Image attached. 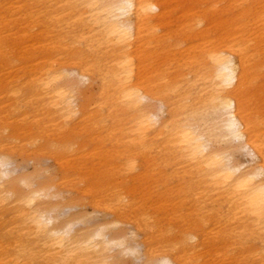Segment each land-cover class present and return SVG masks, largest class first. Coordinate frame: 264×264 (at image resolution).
<instances>
[{"label":"bare ground","instance_id":"bare-ground-1","mask_svg":"<svg viewBox=\"0 0 264 264\" xmlns=\"http://www.w3.org/2000/svg\"><path fill=\"white\" fill-rule=\"evenodd\" d=\"M35 2L11 0L5 10L33 11ZM222 2L234 10L233 28L212 15ZM61 9L75 11L80 34H57L40 46L54 57L40 71L38 88L69 133L107 123L112 139L118 130L125 141L116 146L123 147L119 159H129L127 169L136 168L139 155L142 174H161L152 169L153 160L162 174L170 166L165 179H175L189 205L180 214L186 228L176 242L165 238L160 249L148 244L141 252L144 242L134 248L125 244L126 238L137 237V228L105 233L107 226L122 224L114 215L80 239L72 234L70 221L55 225L51 212L57 208L38 205L50 194L35 188L22 200L18 216L25 222L23 230L43 241L53 264H115L110 261L114 247L119 254H135L141 264H264V0H211L202 15H189L182 27L189 45L178 46L182 57L167 63L181 64L169 68L159 62L150 70L146 62L157 61L167 40L152 26L167 13L163 2L56 0L44 11H54L58 18ZM3 22L0 12V26ZM93 82L97 96L81 103L80 87ZM234 154L246 157V163H237ZM7 158L0 152V203L14 197L4 184L13 162ZM120 192H115L116 200L132 205ZM13 201L21 202L17 197ZM92 213L82 215L92 221Z\"/></svg>","mask_w":264,"mask_h":264},{"label":"rangeland","instance_id":"rangeland-1","mask_svg":"<svg viewBox=\"0 0 264 264\" xmlns=\"http://www.w3.org/2000/svg\"><path fill=\"white\" fill-rule=\"evenodd\" d=\"M49 1L54 3L56 0H37L33 11L13 14L5 10L11 0H0L4 21L0 26V152L13 161L4 184L14 194L13 198L21 200L16 203L13 198H7L0 203V264H53L43 251V241L23 230L25 222L18 216L24 210L22 200L35 188L45 189L50 194L38 205L48 210L57 208L51 212L56 217L55 225L63 226L70 221L72 234L80 239L91 235L97 223L118 215L122 224L107 226L105 233L120 235L137 228V237L125 240L131 248L137 242H144L139 251H144V245L147 247L148 244L158 250L165 246V238L171 244L176 242L186 228L180 214L189 205L178 193L175 179L169 176L165 179V175L171 173L170 166L164 163L167 169L162 174V166L153 160L155 166L152 169L161 171V174H142L143 159L139 155L136 168L127 169L129 159H119L123 147L116 146V143L125 140L118 130L114 131L112 139L108 136L111 130H107V123L102 124V128L87 125L83 131L69 133L50 109V100L45 98L42 86L38 88L42 84L40 71L45 62L54 57L40 46L57 34L63 36L66 33L69 38L80 34L75 11L61 9L57 18L54 11H44ZM157 1L164 3L167 13L152 26L155 34L167 35V40L158 51L157 61L150 59L146 62L149 70L159 62L167 64L182 57L177 47L189 45L185 46V36L181 35L187 18L202 15V11L211 6V0ZM219 6L221 9L212 14L214 19L228 25L227 29L233 28L234 10L224 2ZM147 52L150 53V49ZM176 64L166 66L170 68ZM67 80V84L72 81ZM96 90L95 82L81 86L80 102L87 103L96 97ZM165 116L166 113L162 117ZM121 118L123 116L114 117L115 120ZM234 160L243 163L247 158L234 154ZM120 169L125 172H119ZM116 191H121L119 197L127 195L132 205L118 202ZM120 205L129 207L123 210ZM68 207L72 209L67 210ZM85 211H93L92 221L82 215ZM155 221L157 227H154ZM167 252L174 254V251ZM110 254L113 256L110 261L115 264L142 262L135 260V254H119L117 247Z\"/></svg>","mask_w":264,"mask_h":264}]
</instances>
